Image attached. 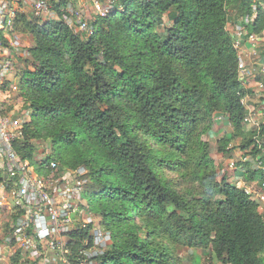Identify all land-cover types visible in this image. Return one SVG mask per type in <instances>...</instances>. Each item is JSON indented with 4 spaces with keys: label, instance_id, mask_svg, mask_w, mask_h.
<instances>
[{
    "label": "trees",
    "instance_id": "trees-1",
    "mask_svg": "<svg viewBox=\"0 0 264 264\" xmlns=\"http://www.w3.org/2000/svg\"><path fill=\"white\" fill-rule=\"evenodd\" d=\"M53 10L60 22L16 19L32 42L15 78L30 114L16 150L32 161L26 144L43 139L63 168L84 169L79 209L112 240L98 264H180L178 248L220 264H264V217L243 190L217 181L201 129L220 112L233 131L221 154L237 139L253 159L264 150V122L243 129V101L253 93L241 84L227 31L239 20L247 38L261 36L264 0H115L89 23L91 35ZM255 179L261 187L260 172L244 175ZM90 227L70 232V242Z\"/></svg>",
    "mask_w": 264,
    "mask_h": 264
},
{
    "label": "built area",
    "instance_id": "built-area-1",
    "mask_svg": "<svg viewBox=\"0 0 264 264\" xmlns=\"http://www.w3.org/2000/svg\"><path fill=\"white\" fill-rule=\"evenodd\" d=\"M99 2L101 3V0ZM99 2L93 1L94 9L97 16L104 17L111 12L115 0H109L108 8H101ZM24 4L32 9L36 20L43 19L45 22L52 20L53 16H57L59 20L53 7L56 6L58 11L61 7L65 8L66 13L60 12L61 21L78 33L75 25L67 19L73 11L74 3L70 4L65 0H0V94L4 92L6 86H9L8 92H17L15 78L18 70L15 68V57H26V51L15 48L20 41L19 37H10L16 32L18 16L25 15L22 12ZM245 20L248 23V19ZM79 28L87 35L93 32L90 24H82ZM262 71L264 74V68ZM241 84L244 86L242 81ZM255 90L264 92V85L257 82ZM248 121L246 117L243 123ZM28 122V113L20 116L6 114L4 100L0 97V199L4 201L0 202V206H10L15 210V216L9 222L10 236L4 246L9 249L15 244L16 250H20L23 256L21 261L24 264H98L95 258L101 256L110 246V234L95 228L91 232V239L80 241V249L77 252L73 251L72 243L75 242L73 240L70 242L69 238L70 232L77 230L73 217L87 214V209H79L81 183L45 180L43 176L37 174L38 171L34 169L30 160L17 152L18 145L23 142V128ZM49 151V147L46 146L45 154L47 155ZM252 160L250 164L263 177V188L259 189L257 183L256 186H251L255 190L254 194L247 190L243 191L257 206H262L264 150ZM55 166L51 163L49 167L53 169ZM91 224H93L91 217H87L82 227L86 229ZM2 244L0 243V264H9L10 258H7L10 255L9 250L5 251Z\"/></svg>",
    "mask_w": 264,
    "mask_h": 264
},
{
    "label": "rangeland",
    "instance_id": "rangeland-1",
    "mask_svg": "<svg viewBox=\"0 0 264 264\" xmlns=\"http://www.w3.org/2000/svg\"><path fill=\"white\" fill-rule=\"evenodd\" d=\"M93 1L94 0H65V2H68L70 4L74 3L73 11L67 16V19L75 25V28L80 33L85 32H82L79 27L82 24L88 25L97 16ZM99 5L101 6V8H108L110 6L109 0H101V3L99 2ZM22 8V12H24V16H26L28 20L38 22L40 25L44 24L45 21L43 19L36 20L32 9L28 5L24 4L22 5ZM59 12L66 13V9L61 7L59 9ZM51 19L52 20L50 21L60 22V20L57 19V16H53ZM253 19L254 18H252L250 22H252ZM239 22V20H233L231 23H229L230 25H227V31L231 34L234 40V48L238 52L239 63L241 64V81L244 84L245 88H253L255 90V86L257 84L255 78L259 76L264 79V74L262 71L264 68V33L259 37L252 36L247 38L245 30L242 26L239 25ZM242 22L244 24L249 23V21L247 23L245 19ZM13 36L19 37L20 39V41L17 42L18 45L15 47L17 50L27 51L32 47L31 39L27 34L23 35L20 32H14V34L11 35L10 38H12ZM246 43L251 46L248 48V55L246 52H244L243 55L242 51ZM9 48L13 50L12 47ZM24 58L25 56H21L18 58L15 57L16 70L19 71L20 69L26 68L27 65L24 63ZM8 91L0 94L2 100H6V103H4L6 114L10 116H20L24 113H28V117L30 120V114L27 110V107L22 102L21 98L18 97L17 92L10 93ZM243 104L248 111L247 117L249 119L248 122L243 123V129L245 132H249L255 128H258V125L264 122V92L255 90L253 96L245 99ZM206 123L208 125V128H201L204 131L202 140L209 144L210 157L214 162L217 181L219 182L223 177H225L228 184L236 186L241 190L253 192L252 194H254L255 190L251 186L257 185V179H255L254 181L244 180V175L246 172L255 171L253 165L250 164V161H253V158L249 155V150L245 152L240 151V139L235 140L228 146L227 153L221 154L218 151L219 145H222V142H220V140H222L226 134L233 132L231 126L228 123L226 115L220 112H215ZM26 146L27 150H31L32 152H34V157L30 162L33 164L34 169L38 171L37 174L43 176L45 180H69L71 182L79 181L81 183V190L85 188L86 184L83 181V177L85 175L84 169L63 168L53 158L54 148L50 141H45L43 139H31L28 141ZM46 146H48L50 150L47 155L45 154ZM51 163L56 165L55 168L52 169L49 167ZM231 164H233V166H231ZM165 173L168 178L175 179V175L168 172ZM258 176L259 174H257L256 177ZM258 188H263V185L261 187L258 186ZM1 201L4 202L2 199H0V202ZM258 211L264 217V205L258 206ZM86 212V215L73 217V221L75 222L77 228L76 231L85 232L87 228L83 229L82 225L87 217H91L93 223L89 225L91 226V229L88 230V234L85 238L73 239L74 242L80 243V241L84 239H89V236L92 237L91 232H93V229L95 228L104 230L100 225V220L94 218V216L88 210ZM14 216L15 210L10 206H0V243H3L2 246L4 247L5 251L9 250L10 255L7 257L10 258L9 264H24L21 261L23 259V256L21 255L20 250H16L17 248L15 244H13L15 248L14 246H11L8 249L7 246H4L6 239L10 236L9 222L14 218ZM104 231L108 232L106 230ZM176 255L180 264H194L196 261H198V264H220L209 252L203 253V251L201 250H188L185 248H178L176 250ZM262 257L264 258V252L262 254Z\"/></svg>",
    "mask_w": 264,
    "mask_h": 264
},
{
    "label": "crops",
    "instance_id": "crops-1",
    "mask_svg": "<svg viewBox=\"0 0 264 264\" xmlns=\"http://www.w3.org/2000/svg\"><path fill=\"white\" fill-rule=\"evenodd\" d=\"M230 25V24H229ZM228 27V26H227ZM264 39V38H263ZM251 45H249L248 43H246L245 45H244V47H243V51H242V53H243V55H244V52H246L247 53V55H248V53H249V51H248V48L250 47ZM257 76V75H256ZM254 77V76H253ZM258 77V76H257ZM249 79V78H248ZM247 79V80H248ZM249 90H251L252 91V93L254 94V89L252 88V89H249Z\"/></svg>",
    "mask_w": 264,
    "mask_h": 264
},
{
    "label": "clouds",
    "instance_id": "clouds-1",
    "mask_svg": "<svg viewBox=\"0 0 264 264\" xmlns=\"http://www.w3.org/2000/svg\"><path fill=\"white\" fill-rule=\"evenodd\" d=\"M260 176H261V174H260Z\"/></svg>",
    "mask_w": 264,
    "mask_h": 264
}]
</instances>
